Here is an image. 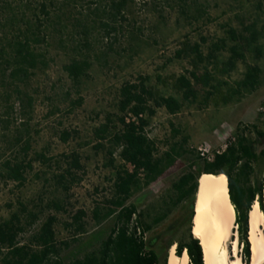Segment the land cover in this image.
I'll return each mask as SVG.
<instances>
[{
	"label": "trees",
	"instance_id": "1",
	"mask_svg": "<svg viewBox=\"0 0 264 264\" xmlns=\"http://www.w3.org/2000/svg\"><path fill=\"white\" fill-rule=\"evenodd\" d=\"M136 0H0V84L13 86V92L21 107L32 108L33 99L19 88V83L28 80L34 71L46 67L45 51L50 46L52 35L73 31L86 37L96 28L104 30L107 36L121 29V22L133 15ZM150 14L161 16L163 5L177 7L180 16L190 12L192 0H140ZM134 29V28H133ZM135 32L138 28H135ZM226 36L217 39L202 52L207 38L199 42H183L174 52V59H190L191 70L166 79L156 76L157 83L173 94L162 95L149 85L148 77H138L134 83H125L118 91L115 121L111 116L93 129L95 153L104 152V167L114 172L112 194L103 202L96 203L90 213L77 210L68 215L66 228L72 229L70 240L58 241L56 238L54 216H47L25 243L20 241L25 233L37 223L38 212L28 211L19 203L18 211L8 219L0 221V264H167L168 250L175 246V254L180 257L185 251L189 264H203L202 250L192 234V217L200 175L222 176L227 180L230 204L235 215L238 244L242 246L245 263L250 258L247 241V213L255 201L264 216L262 187L264 183V150L260 142L264 130L251 125L238 127L233 140H229L225 150L215 154L207 162L196 148L188 146V138L170 124V140L164 151L156 142L149 139L146 128L156 109H164L168 115L178 114L183 103L197 100L195 86L205 89L204 103L213 99L214 105H227L240 91H254L259 84L260 68L246 65L242 79L229 87L218 81L212 70L228 75L235 70L238 62L245 63V53L252 51L259 58L258 42L261 34L254 23L243 26L240 32L227 27ZM86 45V42H83ZM223 52L228 53L225 62L220 60ZM88 59H72L63 66L67 77L75 84L86 77L90 69ZM224 87H227L223 90ZM10 95H6L7 100ZM78 99L74 105H81ZM130 113L137 117L136 122H126ZM142 115V118L138 116ZM260 115V114H259ZM262 117V116H261ZM262 121H264L262 119ZM8 124L7 122H4ZM25 131L26 134H23ZM27 135V138H23ZM62 143L72 138V132L60 134ZM13 142L20 146L22 158L6 161L1 165L0 178L22 186L26 174L32 170L33 161L48 163L53 161L43 153H35L26 161L31 151L28 131H19ZM117 153L120 165H116ZM178 161L184 167L181 175L172 183V197L164 203L163 209L152 213L151 209L139 211L140 198L131 201L134 191L148 188ZM65 170L55 176V183L65 192L74 183L76 172H82L81 157L77 152L62 156ZM260 173L255 184L252 176ZM223 173V174H221ZM234 174V177L231 174ZM225 175V176H223ZM45 208L57 213H68L62 202L47 203ZM175 215L168 222L170 214ZM113 217L108 232L99 230L101 225ZM95 225V231L88 232L86 220ZM134 218V219H133ZM139 228L140 234H136ZM264 232V229H263ZM144 235L146 237H144ZM87 237L83 239L82 237ZM74 246V247H73ZM65 251H72L70 260L61 257Z\"/></svg>",
	"mask_w": 264,
	"mask_h": 264
},
{
	"label": "rangeland",
	"instance_id": "2",
	"mask_svg": "<svg viewBox=\"0 0 264 264\" xmlns=\"http://www.w3.org/2000/svg\"><path fill=\"white\" fill-rule=\"evenodd\" d=\"M139 1H135L133 15L121 22V29L117 28L110 36L101 28H96L86 37L73 31L60 37L52 35L49 38L50 46L45 51L47 66L35 70L28 80L19 83V88L33 99L32 108L19 105L13 86L0 84V168L6 161L22 158L20 146H16L13 139L23 130L28 131L31 142V151L26 161L33 160L35 153H43L47 158L53 159L48 163L33 161L32 170L27 172L22 186L0 178V221L17 212L19 203L24 204L28 211L39 214L37 223L20 237L22 243L26 242L47 216L56 218L57 240H70L72 229L65 226L69 223L68 215L83 210L90 216L96 203L110 198L114 172L104 167V152L95 153L92 150L95 145L93 129L103 124L107 115L115 121L120 87L125 83L136 82L138 77H148L149 85L162 95L173 94L157 83L156 76L166 79L191 70L190 59L173 57L183 42L193 44L199 42L200 37L207 38L208 42L202 45V52L205 54L211 42L226 36V26L240 32L243 26L254 23L261 34L258 42L261 54L259 58L252 51H247L245 63L238 62L230 74L221 75L211 67L209 70H212L218 81L235 88V84L243 77L246 65H257L261 70L259 84L254 91H240V95L225 106L214 105L216 97L205 104L203 100L206 90L195 86L197 100L183 103L178 114L168 115L164 109H156L146 132L149 139L156 142L159 150L164 151L171 142L170 124L181 132L176 140L186 136L190 148L197 149L206 145L212 152L220 151L231 140L228 138L233 137L238 127L250 128L254 125L258 130H264V121L258 113L260 107L264 108V0H192L186 17L180 16L174 5H163L162 17H158L150 14ZM135 28L138 31L135 32ZM227 57L228 53L223 52L220 60L225 62ZM82 58L88 59L91 66L86 77L77 85L67 77L63 66L72 59ZM6 95H10L8 100ZM78 99L82 103L76 106L74 103ZM227 126L232 130H222ZM63 131L72 132V138L67 143H62L59 138ZM23 134H26L25 131ZM23 138L26 139L27 135ZM225 138L227 141H224ZM259 149L264 150V139L260 142ZM72 152H77L81 157L83 170L75 173L78 180L65 192L55 183V176L65 170L62 156ZM114 158L116 165H120L117 153ZM183 169L178 161L148 188L135 190L131 201L141 199L139 211H161L164 203L172 197L171 185ZM231 175L234 177L233 173ZM258 180L260 173L256 170L252 182L255 184ZM56 202H62L68 213H57L45 208L47 203ZM175 213L173 211L165 223ZM113 220V217L106 220L99 230L108 232ZM86 224L88 232L96 230L89 218ZM263 229L264 220L261 227L264 235ZM233 239L237 241V253L240 257L243 251L234 228ZM61 257L70 260L72 251L63 252ZM250 260L251 253L248 262Z\"/></svg>",
	"mask_w": 264,
	"mask_h": 264
},
{
	"label": "bare ground",
	"instance_id": "3",
	"mask_svg": "<svg viewBox=\"0 0 264 264\" xmlns=\"http://www.w3.org/2000/svg\"><path fill=\"white\" fill-rule=\"evenodd\" d=\"M262 205L264 210V183ZM193 209L191 234L199 242L203 264H244L237 253V241L233 239L234 212L227 180L222 176L200 175ZM263 220L259 204L255 201L247 213V241L251 260L246 264H264ZM166 263L188 264L187 253L184 251L178 257L175 246H172Z\"/></svg>",
	"mask_w": 264,
	"mask_h": 264
},
{
	"label": "built area",
	"instance_id": "4",
	"mask_svg": "<svg viewBox=\"0 0 264 264\" xmlns=\"http://www.w3.org/2000/svg\"><path fill=\"white\" fill-rule=\"evenodd\" d=\"M258 113L262 116V119H264V108H263V107H260V108L258 109ZM138 117H139V118H142L143 116H142V115H139ZM125 121H126V122H129V121H131V122H136V121H137V117H135V116H133L132 114L128 113V114L126 115V117H125ZM222 130H232V129H231L230 127L227 126V127H223ZM228 139L233 140V138H231V137L228 138ZM224 141H227V139L225 138ZM226 146H227V144H225V145L223 146V148H222L220 151H219V150H216L215 152H214V151L212 152V151L209 149V147L206 146V145L199 146L196 150H197V152L199 153V155H200L202 158H204L207 162H211L212 159H213V157H214V155H215V154H220V153H222V152L225 150ZM133 219H134V218H133ZM233 228H234V231H235V235H237V226H236V224L234 225ZM136 234H137V235L140 234V230H139V228H136ZM144 237H146V236L144 235ZM241 250H242V246H241ZM241 250H240V252H241ZM240 259L243 260L242 255H240Z\"/></svg>",
	"mask_w": 264,
	"mask_h": 264
},
{
	"label": "water",
	"instance_id": "5",
	"mask_svg": "<svg viewBox=\"0 0 264 264\" xmlns=\"http://www.w3.org/2000/svg\"><path fill=\"white\" fill-rule=\"evenodd\" d=\"M221 174H223V173H221ZM193 212H194V209H193ZM191 223H192V221H191Z\"/></svg>",
	"mask_w": 264,
	"mask_h": 264
},
{
	"label": "clouds",
	"instance_id": "6",
	"mask_svg": "<svg viewBox=\"0 0 264 264\" xmlns=\"http://www.w3.org/2000/svg\"><path fill=\"white\" fill-rule=\"evenodd\" d=\"M243 261V260H242Z\"/></svg>",
	"mask_w": 264,
	"mask_h": 264
}]
</instances>
